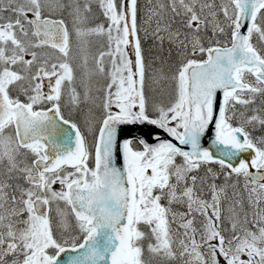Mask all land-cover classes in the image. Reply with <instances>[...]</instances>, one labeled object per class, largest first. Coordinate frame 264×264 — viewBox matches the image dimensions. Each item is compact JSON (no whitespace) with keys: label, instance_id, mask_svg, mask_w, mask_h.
I'll return each instance as SVG.
<instances>
[{"label":"snow or ice","instance_id":"obj_1","mask_svg":"<svg viewBox=\"0 0 264 264\" xmlns=\"http://www.w3.org/2000/svg\"><path fill=\"white\" fill-rule=\"evenodd\" d=\"M137 5L0 0V264H264V0Z\"/></svg>","mask_w":264,"mask_h":264},{"label":"rangeland","instance_id":"obj_2","mask_svg":"<svg viewBox=\"0 0 264 264\" xmlns=\"http://www.w3.org/2000/svg\"><path fill=\"white\" fill-rule=\"evenodd\" d=\"M153 1L154 0H152V4L154 3ZM97 13H99V12L97 11ZM137 25H138V28H141V29H144L145 27H147V25L145 23H141V26H139V20L138 19H137ZM94 43H98L97 46H99V47L101 46V42L99 40H97L96 38H92V42H91V44L88 47L89 56H90V62H91V56L97 55L98 52H99V50H100V49H96V50L93 49V44ZM66 110H67L68 114L71 115L72 118L80 121L83 124L84 129L86 130L85 121H86V119L89 118V110H88V108L85 107V106H81V109L80 110L72 111L71 113L68 111L67 108H66ZM91 116L98 117L99 116V110L93 109V111L91 113ZM218 169L219 168H217V170ZM233 182H234V178H233ZM242 183L243 182L241 181V185H242ZM241 190L242 189H239V191H241ZM230 193H231V189H230Z\"/></svg>","mask_w":264,"mask_h":264},{"label":"trees","instance_id":"obj_3","mask_svg":"<svg viewBox=\"0 0 264 264\" xmlns=\"http://www.w3.org/2000/svg\"><path fill=\"white\" fill-rule=\"evenodd\" d=\"M153 2L156 3V0H154ZM153 4H149V0H139V14L138 15H140V24L145 23V20L147 18V11L149 7H151ZM141 32H142L141 37L143 38V29H141ZM142 44L145 49H150L152 46V41L142 39ZM221 180H223V177H221Z\"/></svg>","mask_w":264,"mask_h":264},{"label":"water","instance_id":"obj_4","mask_svg":"<svg viewBox=\"0 0 264 264\" xmlns=\"http://www.w3.org/2000/svg\"><path fill=\"white\" fill-rule=\"evenodd\" d=\"M144 129H141L140 132L141 134L143 133ZM137 133L135 131L133 132H125L124 135L128 136V135H136ZM213 137H214V133L211 134ZM204 146L205 147H209L211 148L212 145H211V139L206 137L205 140H204ZM223 147V146H221ZM213 151L215 152V149H213ZM219 154V153H217ZM235 163V161H233ZM68 255H75V253H68V254H62V258L63 259H66Z\"/></svg>","mask_w":264,"mask_h":264},{"label":"bare ground","instance_id":"obj_5","mask_svg":"<svg viewBox=\"0 0 264 264\" xmlns=\"http://www.w3.org/2000/svg\"><path fill=\"white\" fill-rule=\"evenodd\" d=\"M97 45H98V43H94V44H93V49L96 50V49H100V48H101V46L99 47V46H97Z\"/></svg>","mask_w":264,"mask_h":264}]
</instances>
